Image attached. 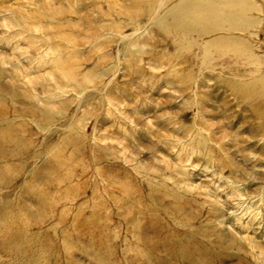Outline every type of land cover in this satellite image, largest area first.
Returning <instances> with one entry per match:
<instances>
[{
	"label": "rangeland",
	"instance_id": "obj_1",
	"mask_svg": "<svg viewBox=\"0 0 264 264\" xmlns=\"http://www.w3.org/2000/svg\"><path fill=\"white\" fill-rule=\"evenodd\" d=\"M149 1L0 0V264H264V0Z\"/></svg>",
	"mask_w": 264,
	"mask_h": 264
},
{
	"label": "bare ground",
	"instance_id": "obj_2",
	"mask_svg": "<svg viewBox=\"0 0 264 264\" xmlns=\"http://www.w3.org/2000/svg\"><path fill=\"white\" fill-rule=\"evenodd\" d=\"M145 3L149 11L156 14V19H160L161 13L159 8L153 5L149 6V0H141ZM168 1V0H165ZM170 1V0H169ZM187 0H175L168 7L165 14L170 16V22L165 25L170 28L169 32L174 33L176 38L185 40L184 37H191V33L199 35L206 33L212 27H221L226 30H241L245 31L248 27L254 24L255 19L250 16V13L255 10L254 4L250 0H202L200 10L191 8V2ZM167 20V19H166ZM183 34H187L184 37ZM248 50L242 51V55ZM69 75V72L66 73Z\"/></svg>",
	"mask_w": 264,
	"mask_h": 264
}]
</instances>
